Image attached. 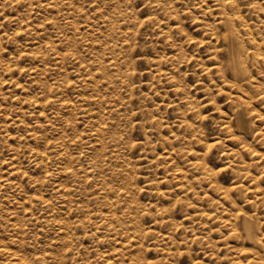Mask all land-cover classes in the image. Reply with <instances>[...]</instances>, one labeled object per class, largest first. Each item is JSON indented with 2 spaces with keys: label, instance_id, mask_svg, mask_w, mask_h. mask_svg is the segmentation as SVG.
<instances>
[{
  "label": "rangeland",
  "instance_id": "rangeland-1",
  "mask_svg": "<svg viewBox=\"0 0 264 264\" xmlns=\"http://www.w3.org/2000/svg\"><path fill=\"white\" fill-rule=\"evenodd\" d=\"M0 264H264V0H0Z\"/></svg>",
  "mask_w": 264,
  "mask_h": 264
},
{
  "label": "bare ground",
  "instance_id": "bare-ground-1",
  "mask_svg": "<svg viewBox=\"0 0 264 264\" xmlns=\"http://www.w3.org/2000/svg\"><path fill=\"white\" fill-rule=\"evenodd\" d=\"M217 5H218V4H217ZM222 5H224V4H222ZM222 5H221V6H222ZM228 18H229V17H228ZM230 24H231V23H230ZM232 24H233V23H232ZM231 85H232V83H231ZM187 127H188V126H187ZM197 154H198V153H197ZM234 217H235V216H234ZM234 217H233V218H234ZM249 228H250V225H249ZM111 230H112V229H111ZM247 230H248V229H247Z\"/></svg>",
  "mask_w": 264,
  "mask_h": 264
}]
</instances>
